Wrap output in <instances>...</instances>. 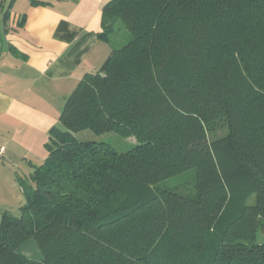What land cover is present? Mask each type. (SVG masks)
Listing matches in <instances>:
<instances>
[{
	"label": "trees",
	"instance_id": "trees-1",
	"mask_svg": "<svg viewBox=\"0 0 264 264\" xmlns=\"http://www.w3.org/2000/svg\"><path fill=\"white\" fill-rule=\"evenodd\" d=\"M103 7L111 54L67 98L48 157L17 177L27 203L1 216L0 264H264V0ZM188 170L194 195L159 185ZM30 239L40 261L19 251Z\"/></svg>",
	"mask_w": 264,
	"mask_h": 264
},
{
	"label": "crops",
	"instance_id": "crops-1",
	"mask_svg": "<svg viewBox=\"0 0 264 264\" xmlns=\"http://www.w3.org/2000/svg\"><path fill=\"white\" fill-rule=\"evenodd\" d=\"M110 0H0V210L27 203L28 178L49 155L51 129L87 73L112 51L100 37Z\"/></svg>",
	"mask_w": 264,
	"mask_h": 264
},
{
	"label": "rangeland",
	"instance_id": "rangeland-1",
	"mask_svg": "<svg viewBox=\"0 0 264 264\" xmlns=\"http://www.w3.org/2000/svg\"><path fill=\"white\" fill-rule=\"evenodd\" d=\"M127 30L120 24L116 26V30L114 33H110V39L113 45L116 47L123 46L124 43H127L129 40V33ZM224 133V132H223ZM222 132H218L219 135L223 134ZM80 140L83 141H98V142H107L110 143L114 148L118 151H127L133 148L137 144V141L134 137L126 138L124 136L119 135L116 132H106L102 134H96L91 130H84L77 133V136ZM214 137V136H213ZM196 182V171L188 170L187 172L173 176L162 181L159 185L163 187H168L174 189L175 191L189 195L195 194V183ZM255 202V195H253L250 203L253 204ZM2 216V210H0V222ZM259 241H263V234L260 233ZM19 251L23 254L28 255L31 259L40 261L42 259L41 250L35 242L34 239H30L26 241L23 245L20 246Z\"/></svg>",
	"mask_w": 264,
	"mask_h": 264
},
{
	"label": "built area",
	"instance_id": "built-area-1",
	"mask_svg": "<svg viewBox=\"0 0 264 264\" xmlns=\"http://www.w3.org/2000/svg\"><path fill=\"white\" fill-rule=\"evenodd\" d=\"M7 152V146L5 143L0 142V160H3Z\"/></svg>",
	"mask_w": 264,
	"mask_h": 264
}]
</instances>
